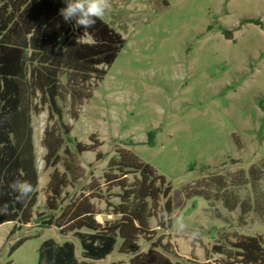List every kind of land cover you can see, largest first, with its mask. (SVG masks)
<instances>
[{
  "label": "rangeland",
  "instance_id": "374dc122",
  "mask_svg": "<svg viewBox=\"0 0 264 264\" xmlns=\"http://www.w3.org/2000/svg\"><path fill=\"white\" fill-rule=\"evenodd\" d=\"M102 17L125 38V46L104 79L85 84L92 97L71 109L68 72L61 76L63 120L82 143L102 145L78 155L84 175L65 189L63 204L94 184L93 201L100 222L113 220L112 204L120 202V187L107 185L105 172L119 148H129L152 164L172 185V211L181 213L188 230L198 229L192 241L172 228L160 229L153 217V239L171 241L174 261L217 260L214 244L225 236L259 234L264 237V0H111ZM232 30L227 38L221 27ZM92 41L89 35L82 38ZM80 83V81H76ZM35 101H39L37 97ZM45 106L32 112L39 171L38 203L34 220L18 226L0 224V264H38L42 242L72 240L79 260V237L43 223L52 214L47 207L45 130L56 126ZM155 130L154 145L147 143ZM65 136V135H64ZM75 149V143H69ZM101 152L104 157L98 158ZM64 169L62 163L59 164ZM138 175L131 172L132 183ZM200 192L203 195H195ZM109 201V202H107ZM164 199L162 203H164ZM60 210L58 211V213ZM57 213V214H58ZM28 238L14 253L10 246ZM115 250L96 264H131L136 253ZM140 251L153 247L139 240Z\"/></svg>",
  "mask_w": 264,
  "mask_h": 264
},
{
  "label": "trees",
  "instance_id": "16d2710c",
  "mask_svg": "<svg viewBox=\"0 0 264 264\" xmlns=\"http://www.w3.org/2000/svg\"><path fill=\"white\" fill-rule=\"evenodd\" d=\"M63 7L66 0H0V207L5 203L10 206L7 214H0V224L15 222L20 226L34 220L40 175L32 112L47 106L49 119H56V126L45 130V165L53 170L46 188V204L52 214L43 223L56 225L62 232L76 233L83 256L92 261L78 259L74 241L57 243L49 238L39 248L38 264H96L93 260L106 258L118 242L121 253H136L131 264H264V237L259 234H237L234 239L225 236L223 243L212 247L221 255L217 260L208 257L205 261H174L168 255L173 252L171 241H164L163 237L154 240L155 229L150 223L160 210L172 212V185L129 148L117 150V156L109 160V168L115 170L104 174L107 185L120 187V202L112 204L111 210L116 218L104 222L97 219L100 212L93 201L98 197L94 184L63 204L65 189L84 175L78 155L95 150L102 142L86 144L71 135L72 126L63 120L60 104L64 97L61 76L68 72L72 114L78 117L76 106L92 97L85 84L92 76L98 81L104 79L126 42L102 18L90 29L66 23L60 15ZM247 22L264 27L260 18L252 17L243 18L240 25ZM221 29L227 38L233 37L231 29ZM86 35L92 41L83 40ZM37 97L39 101H35ZM155 134V130L149 131L148 144L156 143ZM69 143H75V149ZM97 157L104 155L98 152ZM131 172L138 175L132 183L128 181ZM17 179L27 180L36 188L23 204L15 203L16 193L9 188ZM157 226L171 228L162 223ZM141 237L152 241L153 247L140 251ZM27 239L19 238L10 246V252L14 253Z\"/></svg>",
  "mask_w": 264,
  "mask_h": 264
},
{
  "label": "clouds",
  "instance_id": "9594fccd",
  "mask_svg": "<svg viewBox=\"0 0 264 264\" xmlns=\"http://www.w3.org/2000/svg\"><path fill=\"white\" fill-rule=\"evenodd\" d=\"M111 7V0H66V7L60 9V15L66 23H74L79 28L90 29ZM9 188L16 193L17 204L25 203L36 191L32 183L20 179L13 181ZM9 207V204H3L0 207V214H7ZM156 220L157 223L170 225L178 234H187L192 241L197 240L201 235L198 229L189 231L184 216L176 211L160 210Z\"/></svg>",
  "mask_w": 264,
  "mask_h": 264
}]
</instances>
